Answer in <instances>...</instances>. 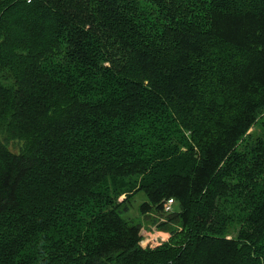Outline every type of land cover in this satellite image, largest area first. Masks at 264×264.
<instances>
[{"label":"trees","instance_id":"trees-1","mask_svg":"<svg viewBox=\"0 0 264 264\" xmlns=\"http://www.w3.org/2000/svg\"><path fill=\"white\" fill-rule=\"evenodd\" d=\"M0 264H264V0H0Z\"/></svg>","mask_w":264,"mask_h":264},{"label":"rangeland","instance_id":"rangeland-1","mask_svg":"<svg viewBox=\"0 0 264 264\" xmlns=\"http://www.w3.org/2000/svg\"><path fill=\"white\" fill-rule=\"evenodd\" d=\"M122 198L123 197H121L120 199ZM140 201L141 199H139V197H136L134 199L133 206L130 207L125 217L142 220V226L139 231L138 246L142 250L153 251L159 249L165 243L169 242L171 234L168 230H165V225L163 224L167 223L166 216L170 213H173L177 209V203L175 202V200H173L172 212L165 213L162 209L161 216L152 215L149 219L145 220L144 218L142 219V217L139 216L138 205Z\"/></svg>","mask_w":264,"mask_h":264},{"label":"built area","instance_id":"built-area-1","mask_svg":"<svg viewBox=\"0 0 264 264\" xmlns=\"http://www.w3.org/2000/svg\"><path fill=\"white\" fill-rule=\"evenodd\" d=\"M172 205H173V199L166 200L165 203H164V205H163V208H162L163 209V212H165V213L172 212V210H173Z\"/></svg>","mask_w":264,"mask_h":264}]
</instances>
